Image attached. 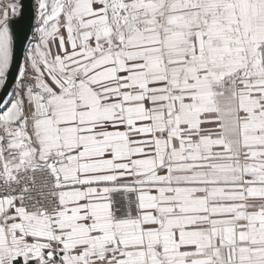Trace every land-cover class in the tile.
<instances>
[{
	"label": "snow or ice",
	"instance_id": "1",
	"mask_svg": "<svg viewBox=\"0 0 264 264\" xmlns=\"http://www.w3.org/2000/svg\"><path fill=\"white\" fill-rule=\"evenodd\" d=\"M37 7L0 97V264H264V0Z\"/></svg>",
	"mask_w": 264,
	"mask_h": 264
},
{
	"label": "water",
	"instance_id": "2",
	"mask_svg": "<svg viewBox=\"0 0 264 264\" xmlns=\"http://www.w3.org/2000/svg\"><path fill=\"white\" fill-rule=\"evenodd\" d=\"M21 3L23 5L22 15L16 18L13 25L16 42L13 50V63L9 69L6 86L0 92V97H4L12 88L11 85L18 75V70L23 59L22 56L27 44L28 35L33 28L32 25L35 17L34 0H21Z\"/></svg>",
	"mask_w": 264,
	"mask_h": 264
},
{
	"label": "crops",
	"instance_id": "3",
	"mask_svg": "<svg viewBox=\"0 0 264 264\" xmlns=\"http://www.w3.org/2000/svg\"><path fill=\"white\" fill-rule=\"evenodd\" d=\"M34 12H35V17H34V21H33V25H32V29L28 35V38H27V44H26V47L24 49V52H23V59H22V62H21V65H23L25 63V60H26V53L27 51L32 48L36 42V28L39 26V18H38V7H37V0H34ZM14 34V32H13ZM15 34H14V39H13V50H14V46H15ZM20 65V66H21ZM18 75H19V70H18ZM18 75L16 77V79L14 80V82L12 83L11 85V90L9 92H12L14 89H15V85H16V81H17V78H18ZM2 88H0V92H1Z\"/></svg>",
	"mask_w": 264,
	"mask_h": 264
}]
</instances>
